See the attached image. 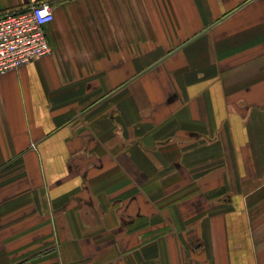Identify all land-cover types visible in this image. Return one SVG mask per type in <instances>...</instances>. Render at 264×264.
Wrapping results in <instances>:
<instances>
[{
	"label": "crops",
	"instance_id": "obj_1",
	"mask_svg": "<svg viewBox=\"0 0 264 264\" xmlns=\"http://www.w3.org/2000/svg\"><path fill=\"white\" fill-rule=\"evenodd\" d=\"M46 3L0 76V264H264V0Z\"/></svg>",
	"mask_w": 264,
	"mask_h": 264
},
{
	"label": "built area",
	"instance_id": "obj_2",
	"mask_svg": "<svg viewBox=\"0 0 264 264\" xmlns=\"http://www.w3.org/2000/svg\"><path fill=\"white\" fill-rule=\"evenodd\" d=\"M52 21L53 11L46 3L0 18V76L50 54L44 28Z\"/></svg>",
	"mask_w": 264,
	"mask_h": 264
}]
</instances>
